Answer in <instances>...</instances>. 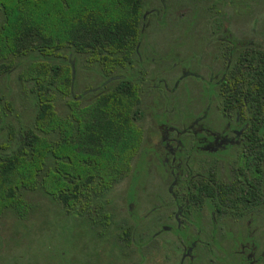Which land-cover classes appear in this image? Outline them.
<instances>
[{
    "label": "flooded vegetation",
    "instance_id": "obj_1",
    "mask_svg": "<svg viewBox=\"0 0 264 264\" xmlns=\"http://www.w3.org/2000/svg\"><path fill=\"white\" fill-rule=\"evenodd\" d=\"M135 28L134 174L81 264H264V0H142Z\"/></svg>",
    "mask_w": 264,
    "mask_h": 264
},
{
    "label": "trees",
    "instance_id": "obj_2",
    "mask_svg": "<svg viewBox=\"0 0 264 264\" xmlns=\"http://www.w3.org/2000/svg\"><path fill=\"white\" fill-rule=\"evenodd\" d=\"M141 17L142 0H0V225L18 241L40 212L68 243L85 227L72 234L78 249L119 228L110 195L134 174L139 98L114 77L128 71Z\"/></svg>",
    "mask_w": 264,
    "mask_h": 264
},
{
    "label": "rangeland",
    "instance_id": "obj_3",
    "mask_svg": "<svg viewBox=\"0 0 264 264\" xmlns=\"http://www.w3.org/2000/svg\"><path fill=\"white\" fill-rule=\"evenodd\" d=\"M89 80L88 76L79 78V82L76 83V89L83 86L84 83H89ZM16 92L17 89L14 90V94ZM34 221L30 238L21 237V241H18L17 237H13L10 221L2 222L0 225V264H60L64 259V256H60V253L64 252L67 254V258L65 257L64 260L69 259V264H81L83 254L86 259L94 256L93 249L88 252L82 251L80 250L81 248H77L79 246L74 245L76 242H72L73 238L78 234L83 235L85 227L79 226L77 230L71 228L69 233L70 243H68L67 239L64 237L61 238L59 234L56 236L53 235L57 227L52 216L46 217L40 212L34 218ZM72 234L74 237H72ZM48 242L53 244L49 249L46 248ZM19 245L23 247H20L21 250H19ZM95 260L96 258H94L93 262Z\"/></svg>",
    "mask_w": 264,
    "mask_h": 264
}]
</instances>
